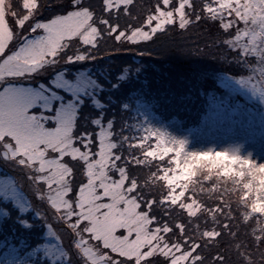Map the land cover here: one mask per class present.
<instances>
[{
  "label": "snow or ice",
  "instance_id": "snow-or-ice-1",
  "mask_svg": "<svg viewBox=\"0 0 264 264\" xmlns=\"http://www.w3.org/2000/svg\"><path fill=\"white\" fill-rule=\"evenodd\" d=\"M0 264H264V0H0Z\"/></svg>",
  "mask_w": 264,
  "mask_h": 264
},
{
  "label": "trees",
  "instance_id": "trees-1",
  "mask_svg": "<svg viewBox=\"0 0 264 264\" xmlns=\"http://www.w3.org/2000/svg\"><path fill=\"white\" fill-rule=\"evenodd\" d=\"M144 3L145 0H140ZM209 29L207 25H197L187 31L170 30L166 33H160L154 38L155 43L149 44L152 48L153 55L146 58L144 63L150 64L153 73L156 75L174 74L186 71L189 63L184 57V53L191 49H204L206 43H210ZM125 57H131L132 54L125 53ZM196 63L208 66L209 68L218 67L209 55L196 57ZM191 124L188 125L190 127ZM140 175L149 176V169L145 168Z\"/></svg>",
  "mask_w": 264,
  "mask_h": 264
},
{
  "label": "rangeland",
  "instance_id": "rangeland-1",
  "mask_svg": "<svg viewBox=\"0 0 264 264\" xmlns=\"http://www.w3.org/2000/svg\"><path fill=\"white\" fill-rule=\"evenodd\" d=\"M195 125H191L190 127H194ZM211 146V145H210Z\"/></svg>",
  "mask_w": 264,
  "mask_h": 264
}]
</instances>
